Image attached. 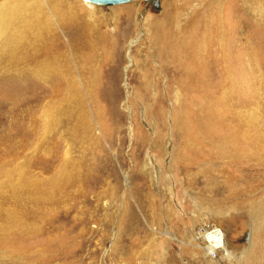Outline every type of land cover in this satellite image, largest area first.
Listing matches in <instances>:
<instances>
[{"label": "rangeland", "instance_id": "obj_1", "mask_svg": "<svg viewBox=\"0 0 264 264\" xmlns=\"http://www.w3.org/2000/svg\"><path fill=\"white\" fill-rule=\"evenodd\" d=\"M73 1L94 21L107 22L105 35L130 23L125 35L113 34L111 46L98 45L89 83L78 64L83 53L77 57L75 51L81 33L66 29L68 42L61 36L87 123L75 124L71 116L63 128L37 135L31 116L43 121L50 100L62 92L0 72V171L13 175L25 155L31 175L46 182L65 160L79 186L62 191L63 204L54 199L49 218L25 243L41 250L34 264H264V159L239 157V140L229 153L213 143L242 129L238 111L255 113L264 132V14L253 13L259 21L251 23L237 0H226L218 14L220 29L209 28L203 51L213 61L208 68L213 85L196 97L208 102L194 111L211 130L206 138L212 144L196 149L183 144L194 126L184 128L174 113L170 82L177 72L169 69L152 21L172 11L176 29L196 14L200 0H158V8L145 0L109 6ZM221 55L227 86L218 71ZM84 59L90 63L86 54ZM204 106H211L207 115ZM29 144L31 151L25 149ZM202 161L209 173L196 169Z\"/></svg>", "mask_w": 264, "mask_h": 264}, {"label": "bare ground", "instance_id": "obj_2", "mask_svg": "<svg viewBox=\"0 0 264 264\" xmlns=\"http://www.w3.org/2000/svg\"><path fill=\"white\" fill-rule=\"evenodd\" d=\"M82 1L94 5V3ZM145 1L148 2L147 6L155 2L154 0ZM225 1L200 0L199 8L195 9L197 10L196 14L176 29H174L176 24L173 21V15L170 13L172 11L168 12V17L156 18L152 21L154 38L161 39L162 53L164 57L170 58L169 69L176 70L177 73L174 74L179 76H176L175 79L172 78L170 82L171 92L175 91L174 104L177 102L174 113L184 128H188L191 123L194 126L193 131L190 130L185 133L183 144L196 147V149L212 144L206 138L211 130L205 129L206 126L200 124V117L196 115L194 108L198 104L204 105V101L208 102L202 99L196 100V97L212 89L213 83H211L208 68L213 61L205 55L203 45L206 43L209 28L213 26L220 29L221 27L218 14ZM234 1L229 0L233 3ZM237 1L239 6L242 5V9L246 10L248 20H253L251 23L259 21V19L254 18L253 13H256V18H260L259 14H264V0ZM124 14L122 21L125 17L128 18L129 12ZM95 21L87 11L83 12L73 0H0V72L7 73L8 76L18 81L29 77L35 83H42L46 87L50 86L51 89H48L52 90L53 88V91L55 86H58L62 92L57 99L52 98L50 93L49 98H52L50 101L53 103L48 105L49 109L41 112L43 121L39 120L40 118L37 119L35 115L31 116L36 124V126L34 125L35 129L36 127L38 129L37 135L41 131L48 134L55 131L57 127L63 128L66 119L71 116L75 117V124L88 122L86 110L83 109L84 103L75 84L70 60H68L69 53L63 47L64 41L61 36L65 38V42H68L66 29L71 28L81 33L82 44L75 46V51L77 57L83 53L78 64L82 69V75L85 77V83H89L96 74L95 61L97 59L95 52L98 45L105 42L111 46L114 43L113 34L125 35L127 29H130V23L127 22L125 25V20L123 22L125 27L122 26L123 29L120 30V33L115 28L113 34L109 35V31L105 35L102 30L106 27L107 22ZM260 25L262 24L260 23ZM100 35L104 39L99 38ZM85 54L90 63L84 59ZM219 59V64L223 66L219 67L220 70L218 71L224 75L221 83L227 86L228 79L225 75L228 73L225 70L224 55H221ZM136 68H139L141 72L140 66L136 65ZM225 95L226 92L224 91L223 96ZM181 97L182 101L180 102L183 103L179 107V98ZM210 107L204 106L206 115L209 113ZM39 108V110L42 109V107ZM236 114L237 122L241 124L242 129L239 132L233 131L231 134H224L225 137L220 138L217 143L213 142L216 145L215 148L229 153L234 148L232 145L235 144L236 140H239L241 142L239 157L249 155L264 159V132L254 122L255 113L248 112L247 114L238 111ZM75 131L74 128L73 132ZM36 139L38 138L36 137ZM32 146L33 144H29L25 149L31 151ZM36 148L38 146L33 148L34 152H37ZM24 156H22V165L18 166L13 175V172L0 171V178L5 177L6 179L4 184L0 183L3 188L0 193V264H34L37 257L41 256V250L28 249V245L25 243L34 239V236L43 226L41 221L49 218L48 216L54 207V199L63 204L61 202L63 200L62 191L71 185L75 189L79 187L77 183L72 181L74 174L65 160L48 181L40 182L41 180L38 181L30 173V157ZM204 163L203 161L200 162L201 166L198 165L196 169L201 173H204L206 169L205 173H209L210 170ZM35 208L39 213L32 212ZM248 212L253 214L251 209ZM210 237L215 238L213 234ZM17 241H21L19 248ZM216 241L218 240L216 239ZM230 256L231 252L228 251V257Z\"/></svg>", "mask_w": 264, "mask_h": 264}, {"label": "water", "instance_id": "obj_3", "mask_svg": "<svg viewBox=\"0 0 264 264\" xmlns=\"http://www.w3.org/2000/svg\"><path fill=\"white\" fill-rule=\"evenodd\" d=\"M94 4H100V5H115V4H121L125 3L131 0H85ZM154 5L156 8H158V0H154Z\"/></svg>", "mask_w": 264, "mask_h": 264}]
</instances>
